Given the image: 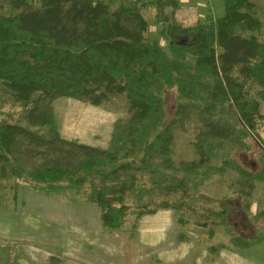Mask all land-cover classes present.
Segmentation results:
<instances>
[{"label":"trees","instance_id":"16d2710c","mask_svg":"<svg viewBox=\"0 0 264 264\" xmlns=\"http://www.w3.org/2000/svg\"><path fill=\"white\" fill-rule=\"evenodd\" d=\"M225 15L182 26L174 21L178 0H4L0 5V85L19 110L0 101V182L23 181L45 195L78 190L84 203L101 210L107 233L122 231L129 217L170 209L184 232L198 227L208 237L223 228L226 243L209 246L248 250L264 241L229 223L233 208L252 222L253 172L223 152L258 132L264 101V22L254 0H224ZM156 15L160 39L149 38L145 11ZM174 91L168 118L165 92ZM254 90V94H252ZM128 103L129 117L113 125L110 145L96 148L60 134L54 103L61 98L102 106L113 97ZM194 114L199 125L196 159L175 163V135ZM240 174L231 199L199 191L212 160ZM20 184H16V188ZM180 192L178 202H156L157 194ZM157 193V194H156ZM237 206V207H236ZM239 206V207H238ZM134 232L131 235L134 237ZM187 235V236H186Z\"/></svg>","mask_w":264,"mask_h":264},{"label":"crops","instance_id":"0c3cea01","mask_svg":"<svg viewBox=\"0 0 264 264\" xmlns=\"http://www.w3.org/2000/svg\"><path fill=\"white\" fill-rule=\"evenodd\" d=\"M17 193L11 208H0V264H264V241L248 250L222 249L217 255L209 253L210 245L219 244L216 232L207 241L192 235L180 241L182 230L170 209L143 217L132 242L126 233H107L101 210L94 204L22 187ZM261 205L253 202V217L264 210ZM20 207L25 214H20ZM234 210L254 226L251 235L241 233L230 216L237 234L251 238L264 232V225L260 226L264 218L252 222L241 210L233 208V214ZM18 243L21 248L12 246Z\"/></svg>","mask_w":264,"mask_h":264},{"label":"rangeland","instance_id":"374dc122","mask_svg":"<svg viewBox=\"0 0 264 264\" xmlns=\"http://www.w3.org/2000/svg\"><path fill=\"white\" fill-rule=\"evenodd\" d=\"M145 1L148 2L152 0ZM178 1L179 8L174 13V21L178 25L193 26L197 22L208 21L210 17L218 19L225 15L224 0H186L183 1V3L181 2V4L180 0ZM254 1L257 3V13L260 19L264 22V0ZM3 3L4 0H0V5ZM171 10L172 9L169 7H166L165 9L157 7L150 8L145 11V17L151 26L149 38L151 40L160 39L162 45H166V39L165 37L162 38L160 35L161 25L156 26L154 22L156 20V15L159 14L161 17L164 15H171ZM258 37L264 42V28ZM252 94H254V90ZM0 101H7L6 107L9 111H18L20 109L19 106L12 102L10 95L1 85ZM165 104L167 108V115L169 116L168 118H170L174 112L176 104L174 91L170 90L165 92ZM53 106L57 126L63 138L72 141L77 140L82 144L96 148H107L111 142L114 123L118 120H126L129 117L128 103L123 97L120 96L111 98L102 106H92L85 101L68 98L56 100ZM261 114L263 118L260 120L258 132L264 137V101L261 102ZM198 128L199 125L197 118L194 114H192L190 120L184 124V127L176 132V157L174 160L176 164H178L181 160L193 161L197 158L194 151V140L198 134ZM243 140V147H240L239 144L234 143L233 147L226 146L223 152L226 151V154H229L228 157L231 160L240 163V165H242L244 168H247L248 170H251L255 173L261 171L262 158L264 157V147L254 137H246L243 138ZM211 164L213 170L208 175L209 179L206 181V183L199 187V191L218 197L226 196L227 198L231 199L233 196L232 190L236 189L235 182L241 178L240 174L229 167H225L223 165V157L221 156L218 159H213ZM17 183L20 184V187L31 190L23 181H15L12 179L0 182V208H11L13 202L17 200V192L20 188H16ZM252 184L255 186L254 202L261 205L264 203V184L258 182H252ZM61 196H65L67 199L75 203L78 202L79 204H86L84 203L83 195L78 190L70 189L65 195L63 194ZM21 197L22 199L26 200L24 194ZM180 198V192H173L169 195H164L161 193L155 196V201H168L169 203H175L178 202ZM261 207L263 208L264 206L261 205ZM20 210V214H25V211L22 212L21 207ZM233 216V221L236 225L237 231L242 233L245 230L248 235L253 233L252 229L254 226L247 223L240 212L235 214L232 212L231 217L233 218ZM19 217L20 216L17 218L20 219ZM135 222V218L131 216L126 221V225L122 231L112 233H126L129 236V239L132 242H135L136 236L138 234V226L136 230H133L135 233L134 237L131 236L133 234L131 231L132 225ZM263 225L264 222L261 223L260 226ZM215 232L217 234L216 243L227 242L228 237L226 236V232L223 230V228H215ZM185 234L192 235L194 238L198 237L199 240H208L205 231L198 227H190L185 231ZM12 246H14L16 249H19L22 245L18 243V246Z\"/></svg>","mask_w":264,"mask_h":264}]
</instances>
